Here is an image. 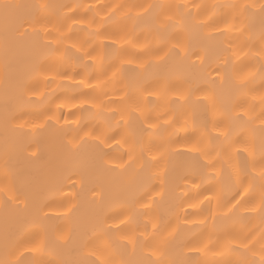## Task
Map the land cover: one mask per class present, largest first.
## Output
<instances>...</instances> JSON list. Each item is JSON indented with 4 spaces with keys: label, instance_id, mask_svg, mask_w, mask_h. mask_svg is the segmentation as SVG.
<instances>
[{
    "label": "snow or ice",
    "instance_id": "snow-or-ice-1",
    "mask_svg": "<svg viewBox=\"0 0 264 264\" xmlns=\"http://www.w3.org/2000/svg\"><path fill=\"white\" fill-rule=\"evenodd\" d=\"M190 7L0 0L5 133L0 264H24L25 254L31 264H264V0L212 5L230 10L223 18L202 19ZM117 13L119 29H126L118 52L133 49L119 57V66L105 63L115 40L90 45L75 38L77 33L107 38ZM133 62L135 67H123ZM22 65L27 71L11 82ZM77 66L92 71L82 76ZM126 73L135 74L139 87L109 90ZM145 74L150 79L140 84ZM70 88L77 93L67 95ZM86 114L95 123L85 122ZM181 118L185 124L191 118L195 131L204 132L186 152H172L153 137ZM40 132H49L58 144L37 183L11 163L8 141L11 133L13 150L18 145L29 158L40 159L46 142L37 139ZM179 156L190 159L178 170L173 159ZM205 180L215 181L214 194L211 185L202 186ZM170 181L177 188L190 185L176 197L175 225L152 215ZM205 201L210 227L207 215L190 220L203 213L199 206ZM245 213L252 214L247 223ZM134 217L147 218L142 229L131 227ZM190 223L204 229L185 233L181 226ZM194 253L200 257L195 261Z\"/></svg>",
    "mask_w": 264,
    "mask_h": 264
},
{
    "label": "bare ground",
    "instance_id": "bare-ground-1",
    "mask_svg": "<svg viewBox=\"0 0 264 264\" xmlns=\"http://www.w3.org/2000/svg\"><path fill=\"white\" fill-rule=\"evenodd\" d=\"M24 2H36V0H24ZM44 2L54 4V5H77V4H106V5H114V4H124V5H148V4H184L187 3L189 5H192L188 10L191 11L194 15L199 12L200 17L203 18H210V17H219L223 18L224 13H229L230 10L228 9H213L211 6L214 4H219V5H225V4H230V3H259V0H44ZM203 5L207 6L201 9H197L195 5ZM127 9H125L126 11ZM64 13H67V9L63 10ZM104 11H107V9H104ZM134 12L140 11L139 8L133 9ZM91 15V14H89ZM148 20V17H144L143 20H141L140 23V28H143L145 22ZM121 22V16L119 13H117V16L113 18V21L111 22L110 30L107 33V38L101 37L99 39H96L94 37H87L84 33H77L76 39L80 40H89L90 45H99L101 42L105 44H109L112 42V40H115L116 43L115 45L107 50V56L105 58V63H111L115 62L117 66H119V57L121 55H131L133 49L129 48L128 52L126 53H119L118 49L122 48L125 46V41L121 40V36L124 35V30L119 29V25ZM71 23V22H69ZM131 22L129 21L128 27L131 28ZM222 26V25H221ZM67 27V26H66ZM75 27H80L79 25ZM140 28L137 29V31H140ZM144 36H141V41H143ZM196 38H194L195 41ZM88 45H86L87 47ZM97 52H99V48H97ZM97 62H99V57H97ZM3 65H4V60H3V55L0 53V73L3 71ZM136 64L133 62L131 65H124V68H131L135 67ZM66 67H69L66 65ZM76 71L80 72L82 76H87L88 73L92 71V69H85L83 67L77 66ZM27 71L26 66H20L18 69L12 72L10 81L14 82L20 75H22L24 72ZM69 71L71 72V68L69 67ZM109 75H111V70L109 71ZM135 76L134 73H126L123 78H121L119 75L117 76V81H119L116 84L109 85V90L112 88H121L124 87L125 84L128 85V90L132 91L135 90L137 87H139V84L133 79ZM79 79V77H78ZM146 79H150V76L148 74H145V78L140 81V84L145 82ZM57 83H71V81H58ZM55 87V85H53ZM77 93L76 89H68L67 90V95H75ZM175 98V97H173ZM153 99H155L153 97ZM160 103L163 105L164 101H160ZM257 111H259V108H257ZM3 112H4V87L3 85H0V173L3 171V166H4V154H5V133H4V125H3ZM23 119H31V117L25 116ZM209 123H208V129L209 131H212L211 127V120H212V113H208L207 117ZM21 122V121H18ZM85 122H90V123H95L94 120L91 119V117L85 115ZM196 122L197 124L200 122V117H196ZM195 132V135H192V133ZM204 129L201 128L199 132L195 131V128L193 126V120L191 118L188 119L187 124H185V119L181 118L179 124L175 127L168 128L167 131L161 129L160 133H158L156 136L153 137L157 141V143H160L161 139L166 142V144L169 146L170 151L172 152H186L188 147L191 146V143L194 142L197 138L203 134ZM214 134V132H213ZM50 133L49 132H40L37 134V139L44 138L46 140L45 143H42L40 145V151L43 152V156L40 159L36 158H29L28 153L23 152L20 150V147L17 145L15 149L13 150V138L12 134L9 133V148H10V157H13L11 159V163L15 164L16 166L22 168L25 170V172L28 174V178L34 182H39L43 169L45 166V163L48 161L49 156L51 154H54L55 148L58 144L57 140L50 139ZM147 139V137H146ZM32 150L36 151L37 150V145L35 143L32 144ZM14 152L18 153V159L14 158ZM194 155V154H190ZM190 156H179V157H174L173 162L178 166V170L180 166H184L189 162ZM162 167V165H161ZM158 185L157 191H159V181H154ZM203 185H211L210 190L212 193H215V181H203ZM184 187H190V185H184L181 184L180 188ZM180 188H177L174 183L171 181L168 184L167 190L164 194L163 199L160 197H156V204L153 208V213L152 215L154 216L156 213H159L161 216H163L166 220L170 219L175 225L176 219H175V213H176V208H175V203L176 197L182 195ZM193 193H195V189L192 190ZM233 190H229L224 194L225 199L231 196ZM207 194V193H205ZM194 200H203V196L200 197H195L193 196ZM216 205V201H212V206ZM200 208L203 209L202 214H195L190 216V220L196 221L199 219H203L205 215H207L208 222H209V227L211 226V215H210V208L208 206L207 201L204 202L203 205L199 206ZM189 213H197V209H188ZM181 214H183V210H181ZM246 219L245 223H247V217L251 216L252 214L245 213L244 214ZM147 218H140V217H134L133 219V224L131 227H139L143 228L145 220ZM10 226H11V213H10ZM56 223H61L60 221H57ZM223 222L219 219H217V225H221ZM252 223L255 224L257 223L256 219H252ZM4 210L2 207H0V259L4 258V247H3V234H4ZM183 231L185 233H198L200 230L204 229V225L200 224H195V223H190L188 225H182L181 226ZM237 228L241 227L240 224L236 225ZM149 231H151V228L149 226ZM205 235H207V230H205ZM169 255H174V250L170 251ZM192 258L195 261L196 259L200 258L199 254H192ZM45 260L51 259V256H46L44 258ZM202 259V258H201ZM24 264H31L32 257L30 254H25L23 257Z\"/></svg>",
    "mask_w": 264,
    "mask_h": 264
}]
</instances>
